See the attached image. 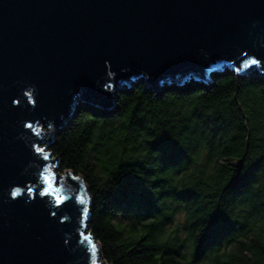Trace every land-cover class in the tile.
<instances>
[{
  "label": "water",
  "instance_id": "1",
  "mask_svg": "<svg viewBox=\"0 0 264 264\" xmlns=\"http://www.w3.org/2000/svg\"><path fill=\"white\" fill-rule=\"evenodd\" d=\"M251 59L264 70V0H0V264L97 259L80 215L90 212L84 179L66 171L57 186L82 185L84 206L41 194V164L58 163L35 152L78 105L112 109L133 82L154 91L207 83L220 66L242 73Z\"/></svg>",
  "mask_w": 264,
  "mask_h": 264
},
{
  "label": "trees",
  "instance_id": "2",
  "mask_svg": "<svg viewBox=\"0 0 264 264\" xmlns=\"http://www.w3.org/2000/svg\"><path fill=\"white\" fill-rule=\"evenodd\" d=\"M114 102L78 105L48 146L86 183L104 260L264 264V70L225 65L157 91L140 80Z\"/></svg>",
  "mask_w": 264,
  "mask_h": 264
},
{
  "label": "snow or ice",
  "instance_id": "3",
  "mask_svg": "<svg viewBox=\"0 0 264 264\" xmlns=\"http://www.w3.org/2000/svg\"><path fill=\"white\" fill-rule=\"evenodd\" d=\"M247 55V54H245ZM261 61L259 59H251L250 61L246 62L243 64L244 68H249L252 65H260ZM26 127L31 128L32 125L28 124ZM35 152L39 154V157L42 159V161H47L50 159L49 155L46 154V150L44 148H41L39 146L35 147ZM42 170H38V176L39 180L46 186L44 188V191L41 193L43 195H48V194H57L56 195V200L58 203H64L65 201H68L70 199L77 200L78 203L81 206H84L88 203L87 197L85 195H77L82 189V185H78L76 187V192L72 191L73 186L69 184H62L60 187L54 186V181L58 179V177L51 172L50 166H45L43 163L40 166ZM73 179L79 181V177H73ZM19 192V189H16L15 191H12L10 193L11 196L15 197L17 193ZM68 192L71 193V195H65L64 193ZM52 216H55L56 213L52 212ZM80 215L82 218H87L89 216V209L84 206L80 209ZM83 235V234H82ZM85 240H89L90 238L88 236L84 237ZM93 252H96V245L93 243L92 245ZM93 264H96V261H93Z\"/></svg>",
  "mask_w": 264,
  "mask_h": 264
},
{
  "label": "rangeland",
  "instance_id": "4",
  "mask_svg": "<svg viewBox=\"0 0 264 264\" xmlns=\"http://www.w3.org/2000/svg\"><path fill=\"white\" fill-rule=\"evenodd\" d=\"M112 89V91L113 92H115V87H113V88H111ZM61 129V128H60ZM59 128H56L55 129V132L57 131V130H60ZM43 131H46V132H50V129L49 128H44L43 129ZM54 135H55V133H54ZM44 137L46 138V139H48V138H50V135L49 134H44ZM47 144H48V142L47 143H45V144H43L42 146H44V148H45V150H49V147L47 146ZM50 169H51V172L52 173H54L57 177H58V179L56 180V181H54V186H59L60 185V181H61V178H62V175H64L62 172H60L59 170H58V166L57 165H51L50 166ZM185 212V211H184ZM184 212H182V213H180L178 216H177V219H176V221L175 222H173V224L174 225H176L177 224V222H182L183 223V220H184ZM179 227H183L182 225L181 226H179ZM88 234H90L91 232L87 229V231H86ZM94 244H97L96 245V253H97V255H96V257H97V259H96V263L98 264V262H100V264H107V262L104 260V258H103V255H102V249H101V247H99L100 245H99V243H98V241L96 240V239H94V242H93ZM98 258L100 259V260H98Z\"/></svg>",
  "mask_w": 264,
  "mask_h": 264
},
{
  "label": "bare ground",
  "instance_id": "5",
  "mask_svg": "<svg viewBox=\"0 0 264 264\" xmlns=\"http://www.w3.org/2000/svg\"><path fill=\"white\" fill-rule=\"evenodd\" d=\"M98 260H100V259L98 258ZM98 264H100V262H98Z\"/></svg>",
  "mask_w": 264,
  "mask_h": 264
}]
</instances>
